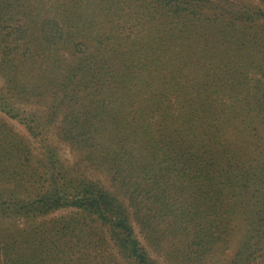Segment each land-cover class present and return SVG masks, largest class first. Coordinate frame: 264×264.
<instances>
[{
    "label": "trees",
    "instance_id": "16d2710c",
    "mask_svg": "<svg viewBox=\"0 0 264 264\" xmlns=\"http://www.w3.org/2000/svg\"><path fill=\"white\" fill-rule=\"evenodd\" d=\"M0 264H264V0H0Z\"/></svg>",
    "mask_w": 264,
    "mask_h": 264
},
{
    "label": "rangeland",
    "instance_id": "374dc122",
    "mask_svg": "<svg viewBox=\"0 0 264 264\" xmlns=\"http://www.w3.org/2000/svg\"><path fill=\"white\" fill-rule=\"evenodd\" d=\"M9 123L15 127V129L22 133V134H26V132L23 130V128L21 126H19L17 123H15L14 121H9ZM60 153H61V157L66 160V161H71L73 156L72 153L70 152L69 148L66 147L65 145H62L60 148ZM60 213H64V212H57L56 214L52 215V216H56Z\"/></svg>",
    "mask_w": 264,
    "mask_h": 264
}]
</instances>
